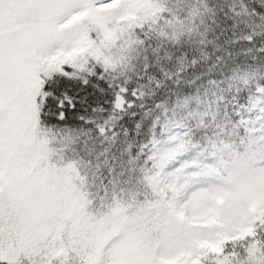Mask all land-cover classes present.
<instances>
[{"label":"snow or ice","instance_id":"1","mask_svg":"<svg viewBox=\"0 0 264 264\" xmlns=\"http://www.w3.org/2000/svg\"><path fill=\"white\" fill-rule=\"evenodd\" d=\"M0 264H264V0H0Z\"/></svg>","mask_w":264,"mask_h":264}]
</instances>
